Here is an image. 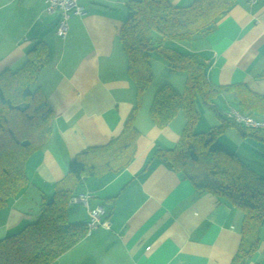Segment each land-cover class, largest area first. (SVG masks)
Segmentation results:
<instances>
[{
  "label": "crops",
  "instance_id": "0c3cea01",
  "mask_svg": "<svg viewBox=\"0 0 264 264\" xmlns=\"http://www.w3.org/2000/svg\"><path fill=\"white\" fill-rule=\"evenodd\" d=\"M130 1L79 0L86 15L72 17L67 36L61 39L57 36L60 14H47L42 0H0V74L20 69L28 52L43 42L49 63L37 87L54 112L49 142L27 162V187L0 210V238L36 221L71 161L117 138L138 106L134 125L139 138L132 162L117 174L89 179L84 185L92 195L90 208L107 209L110 228L100 227L54 264H233L242 240V213L211 193L199 194L189 180L155 159L157 151L176 145L185 128L183 113L162 129L149 116L163 85L179 91L168 79L180 73H170L157 91L149 92L150 85L139 96L120 40ZM169 1L185 7L196 0ZM180 49L203 58L214 86L245 85L264 97V0L255 4L238 0L211 34ZM161 62V70L169 73L167 61ZM185 82L183 74L176 83L184 89ZM219 100L225 103V107L217 105L221 113L237 103L231 94ZM207 110L211 128L219 126L214 112ZM229 133L235 145L229 148L238 157L252 156L258 143L242 139L235 128L222 135ZM69 219L86 223L88 211L73 206ZM259 252L264 254V226L248 264H256L253 259Z\"/></svg>",
  "mask_w": 264,
  "mask_h": 264
},
{
  "label": "trees",
  "instance_id": "16d2710c",
  "mask_svg": "<svg viewBox=\"0 0 264 264\" xmlns=\"http://www.w3.org/2000/svg\"><path fill=\"white\" fill-rule=\"evenodd\" d=\"M237 2L196 0L189 6L177 7L169 0H132L120 40L139 96L152 84L150 59L154 53L167 61L170 73L186 75L182 92L165 84L154 96L149 116L156 127H167L179 113L186 117L176 145L159 150L154 156L189 180L199 194L211 193L242 213V240L233 264H248L257 251L264 226V177L244 164L219 137L235 128L242 139L264 147V130L235 123L221 113L216 101L231 94L237 99L232 108L264 120V97L245 85L214 86L203 58L180 49V45L211 34ZM48 63L49 50L38 42L20 69L0 74V210L8 200L24 192L28 185L27 162L52 136L54 112L37 87ZM197 97L221 122L208 132L195 130L200 118L195 106ZM137 111L138 106L121 134L107 146L90 148L71 161L66 176L56 184L52 199L40 207L36 221L17 234L0 238V264H54L86 239V223L69 219V200L86 192L87 180L117 174L132 162L139 138L134 125Z\"/></svg>",
  "mask_w": 264,
  "mask_h": 264
},
{
  "label": "built area",
  "instance_id": "2783aa9c",
  "mask_svg": "<svg viewBox=\"0 0 264 264\" xmlns=\"http://www.w3.org/2000/svg\"><path fill=\"white\" fill-rule=\"evenodd\" d=\"M46 4L47 14H60V22L57 28V36L65 39L69 31V20L72 17H83L86 11L79 5V0H42ZM255 4L258 0H248ZM224 115L235 123L247 128L264 130V120H259L248 114L242 113L235 108H229ZM92 195L89 192H82L70 198L68 206H82L87 209L89 219L86 222L87 236L91 235L100 227L110 228L109 222L105 220L107 211L104 206L90 208Z\"/></svg>",
  "mask_w": 264,
  "mask_h": 264
},
{
  "label": "rangeland",
  "instance_id": "374dc122",
  "mask_svg": "<svg viewBox=\"0 0 264 264\" xmlns=\"http://www.w3.org/2000/svg\"><path fill=\"white\" fill-rule=\"evenodd\" d=\"M167 46L175 47V48L177 47V46L168 45V44H167ZM150 60L152 62L151 70H152V74H153L154 79H153L151 87L149 88L148 91L150 92V91L154 90V92H155L158 90L156 88H158L160 86V84H162V82L164 80L163 78H165L167 75L170 76V72L169 73H168V71L163 72V69L161 70L160 63H162L161 61H163V57L161 55L154 53L151 56ZM183 74L184 73H180V74L174 75V76H172V78L168 79L171 83H174L179 88V91H182L183 89L180 85H177L178 83H176V82L178 81L179 77H182ZM174 77H176V78H174ZM216 104L219 107H222V106L225 107V103H221L220 100H217ZM195 106L197 108L198 113L200 114V120H199V124H198L199 126L196 127V129L198 128V132H201V131L204 132V131L209 130V128H211V125H210V120H209L207 115L209 113L211 114V112L209 110H207L206 106H204L203 102L198 97L195 100ZM233 137H234V135L231 133H229L226 136L221 135L219 137V141H221L226 146L229 145L231 147L233 146V148H234L235 145H232L233 144L232 143ZM247 151H248V149H247ZM251 154H252V156L244 155V153H240L239 159L242 160V162L244 164L251 167L259 175L264 177V147L261 144L255 143V147L253 148V151H251ZM253 262H255L256 264H264V254L262 255L261 252H259L257 254V256L253 259Z\"/></svg>",
  "mask_w": 264,
  "mask_h": 264
}]
</instances>
